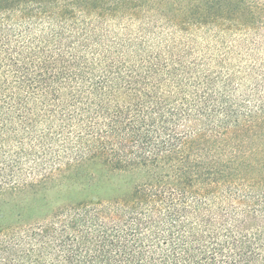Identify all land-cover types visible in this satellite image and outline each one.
I'll list each match as a JSON object with an SVG mask.
<instances>
[{"label":"trees","instance_id":"16d2710c","mask_svg":"<svg viewBox=\"0 0 264 264\" xmlns=\"http://www.w3.org/2000/svg\"><path fill=\"white\" fill-rule=\"evenodd\" d=\"M0 264H264V0H0Z\"/></svg>","mask_w":264,"mask_h":264}]
</instances>
